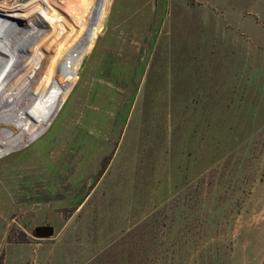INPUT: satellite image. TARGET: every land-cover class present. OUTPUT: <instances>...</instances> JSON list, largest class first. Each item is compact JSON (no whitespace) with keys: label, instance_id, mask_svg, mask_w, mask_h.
<instances>
[{"label":"rangeland","instance_id":"1","mask_svg":"<svg viewBox=\"0 0 264 264\" xmlns=\"http://www.w3.org/2000/svg\"><path fill=\"white\" fill-rule=\"evenodd\" d=\"M27 11L0 33V264H264V0Z\"/></svg>","mask_w":264,"mask_h":264},{"label":"bare ground","instance_id":"2","mask_svg":"<svg viewBox=\"0 0 264 264\" xmlns=\"http://www.w3.org/2000/svg\"><path fill=\"white\" fill-rule=\"evenodd\" d=\"M79 1H81V2H84V3H88V0H79ZM97 1V0H96ZM54 2V1H53ZM58 2H59V0H58ZM63 2V1H62ZM66 2V1H65ZM74 2H76V1H74ZM73 2V3H74ZM93 3H94V0H93ZM49 4V3H48ZM43 5H44V0H34V1H32L31 3H28L27 5H21V6H19V7H6V6H3V7H0V33H1V29H3V30H5V28L2 26L1 27V25H2V23H6V25H7V27H14L13 25L12 26H10V24L13 22V20L16 18V17H19V16H22V15H26V14H22L23 12H27L28 13V11L27 10H29V9H34V10H36L37 11V9H41L42 7H43ZM62 6H58V8H59V10H61V12L62 11H64V10H66V11H69L70 12V9L68 8L69 7V4H67V6L68 7H66V6H63V4H61ZM96 5V4H95ZM46 8V7H45ZM71 8H72V6H71ZM74 8V7H73ZM47 12V11H46ZM19 13H21V14H19ZM70 14H72V13H70ZM35 15V14H34ZM30 16V14L27 16V17H29ZM30 19V18H29ZM42 22V21H41ZM42 24V23H41ZM37 25V24H36ZM41 27H42V25H41ZM15 28V27H14ZM35 28H36V26H35ZM15 30H17V32L16 33H18V34H20L21 33V31H19V29H17V28H15ZM4 35H0V37H3ZM53 36V35H52ZM10 38H12V37H10ZM9 47H11L12 48V46L13 45H15V43H12L10 40H9ZM21 50V49H20ZM23 51H28L29 49L28 48H23L22 49ZM29 52V51H28ZM44 52V51H43ZM42 52V53H43ZM22 54L23 53H25V52H21ZM4 55H6L5 53H3L2 52V50H0V57H2V56H4ZM20 55V54H19ZM21 56V55H20ZM20 56H18L17 58H19ZM23 56V55H22ZM17 58H14V61L13 62H15L16 61V59ZM20 59V58H19ZM18 62V61H17ZM11 63V62H10ZM11 67H13L12 65H10ZM10 66H9V68H10ZM7 67V66H6ZM8 71V70H7ZM21 76V75H20ZM5 77V76H4ZM6 77H8L7 75H6ZM5 77V78H6ZM27 77H28V75L26 76V79H27ZM24 79V78H23ZM3 80V79H2ZM1 80V85L4 83L3 81ZM17 83H18V80H17ZM20 84L21 83H19L15 88H14V90L13 91H8V93H7V95H6V98L4 99V101L2 102V105H5V104H7L8 102H7V100H9V99H12V101L11 102H14V100H16V97L18 96V94L21 92V91H19V88H25V86L22 84L21 86H20ZM25 84V83H24ZM18 86H20L19 88H18ZM31 87V86H30ZM18 88V90L16 91V89ZM16 91V92H15ZM26 92V91H25ZM3 100V99H2ZM1 126V125H0Z\"/></svg>","mask_w":264,"mask_h":264}]
</instances>
